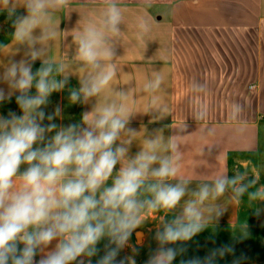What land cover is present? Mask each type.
Here are the masks:
<instances>
[{
	"label": "crops",
	"instance_id": "1",
	"mask_svg": "<svg viewBox=\"0 0 264 264\" xmlns=\"http://www.w3.org/2000/svg\"><path fill=\"white\" fill-rule=\"evenodd\" d=\"M26 4L0 0V10L13 16L0 47V72L21 59L33 72L55 64L79 92L82 83L113 70L98 94L85 100L80 93V99L82 123L85 112L113 104L130 113L126 129L135 134L122 131L114 145L128 148L115 175L146 140L160 137L157 155L179 154L178 172L164 181L149 175L145 182L185 188L175 208L161 210L175 218L196 201L205 225H235L240 197L229 183L219 195L212 190L217 179L229 181L234 154L255 155L264 179V0H47L31 38L18 40L17 19L29 15ZM113 5L121 13L118 32L105 23ZM89 27L114 52L99 60L100 68L78 58L79 38ZM33 50L40 53L34 61ZM237 104L243 110L234 115ZM205 185L209 196L200 203L195 194Z\"/></svg>",
	"mask_w": 264,
	"mask_h": 264
},
{
	"label": "clouds",
	"instance_id": "2",
	"mask_svg": "<svg viewBox=\"0 0 264 264\" xmlns=\"http://www.w3.org/2000/svg\"><path fill=\"white\" fill-rule=\"evenodd\" d=\"M46 2L27 0L29 15L17 19L18 40L31 38ZM120 21V10L111 6L106 25L118 32ZM103 44V34L89 27L79 38L78 58L100 68L101 58L114 55ZM39 55L33 50L31 60ZM51 71V67H41L34 73L31 63L21 59L0 72V84L7 86V90L0 87V103L11 102L15 95L22 113L10 110L7 116L0 115V264H85L84 257L89 258L87 264H92L90 258L100 253L98 245L104 239L108 243L96 264H126L117 257L140 225L142 210L173 209L185 195L180 184L158 182L148 186L151 199L137 198L149 175L159 181L177 175L179 154L161 157L157 155L160 137L146 140L144 149L122 164L111 186H106L128 152L123 145L114 147L121 132L135 134L133 129H126L130 113L124 106L113 104L92 114L85 112L81 125L57 130L55 123L43 124L45 118L52 121L54 115L46 117L42 107L52 92L64 86V81H49ZM113 75L111 69L99 72L82 83L79 92L73 91L71 100H80V93L85 100L98 94ZM242 110L241 105H234V115ZM59 112L57 107L55 114ZM52 132L55 134L49 136ZM157 163L159 167L153 168ZM227 183L226 177L217 179L212 191L216 195L223 193ZM237 191L242 193L245 187ZM195 195L202 203L209 196L208 186ZM162 223V230L156 233L159 247L146 264H172L186 249L167 245L190 241L205 227L196 201L188 202L181 215ZM233 252V248L225 246L213 250L208 257L182 260L180 264H213L217 255ZM242 259L237 258L233 264H241Z\"/></svg>",
	"mask_w": 264,
	"mask_h": 264
},
{
	"label": "rangeland",
	"instance_id": "3",
	"mask_svg": "<svg viewBox=\"0 0 264 264\" xmlns=\"http://www.w3.org/2000/svg\"><path fill=\"white\" fill-rule=\"evenodd\" d=\"M9 18V23L6 19ZM13 16L4 10H0V47L8 37L7 28L5 26L12 25ZM6 29V32H5ZM41 67H51L52 71L48 77L49 81H64L58 65L41 64L35 66L34 73ZM78 92L73 86L64 81L63 88L54 91L48 97V102L42 107L47 115H54L52 121L44 119L43 124L55 123L59 127H66L71 124H82V107L81 99L78 101L71 100V93ZM32 93L35 94L33 87ZM59 107L60 112L55 114L56 108ZM14 111L17 115H21L20 109L15 103V97L11 102L4 101L0 103V115L7 116L9 111ZM49 133L48 135H54ZM258 160L255 155L234 154L231 156V175L229 178L230 187L238 194L241 199V211L239 220L235 225H205L202 231L196 234L190 241L177 243L175 245H167V247H175L177 249L183 247L186 249L178 254L172 264H180L192 258L199 257L201 259L208 257L213 250L229 246L234 249L233 253H225L223 257L217 255L213 259V264H233V261L242 257L241 264H264V179L259 176ZM25 166L21 167L23 170ZM113 176L107 181L106 186H111ZM242 177V179H239ZM236 183H231L232 180ZM154 184L145 182L138 194V200L144 201L152 198V193L147 189L148 186ZM244 186L245 191L240 193L238 188ZM173 216L165 214L161 209L151 210L145 207L141 212V223L133 230V233L127 243L117 257L118 260L124 259L126 264H146L149 257L159 247L156 239V233L163 228V222H170ZM107 239L100 242L98 247L101 249L97 256L91 259L92 264H96V260L104 254V246ZM85 264L89 258L84 257Z\"/></svg>",
	"mask_w": 264,
	"mask_h": 264
}]
</instances>
